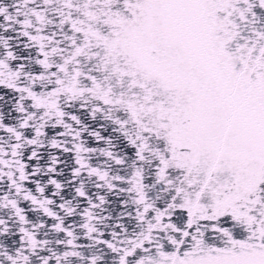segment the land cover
I'll use <instances>...</instances> for the list:
<instances>
[{"label": "snow or ice", "instance_id": "1", "mask_svg": "<svg viewBox=\"0 0 264 264\" xmlns=\"http://www.w3.org/2000/svg\"><path fill=\"white\" fill-rule=\"evenodd\" d=\"M0 264H264V0H0Z\"/></svg>", "mask_w": 264, "mask_h": 264}]
</instances>
